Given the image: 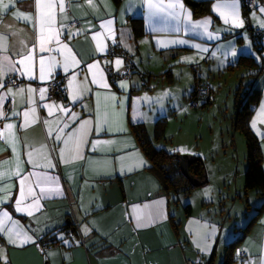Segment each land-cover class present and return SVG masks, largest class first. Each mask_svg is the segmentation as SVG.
Returning <instances> with one entry per match:
<instances>
[{
    "label": "crops",
    "instance_id": "1",
    "mask_svg": "<svg viewBox=\"0 0 264 264\" xmlns=\"http://www.w3.org/2000/svg\"><path fill=\"white\" fill-rule=\"evenodd\" d=\"M149 2L183 4V9H150ZM254 2L246 21L242 0H63L65 11L57 7L44 51L38 21L16 18L36 17L35 0L13 4L0 23V58L19 61L30 50L33 59L25 62L27 75L0 77L6 81L0 88V172L9 173L0 178V264H185L187 259L220 264L238 238L232 247L236 264H264V208L243 233L247 221L230 217L237 200L229 213L220 200L225 189L229 196L231 182L239 196L244 177L237 181L233 169L223 171L217 203L212 190L203 188L208 179L183 200L182 192L165 187L151 169L132 130L144 125V95L138 94L140 104L132 112L143 79L155 77L190 100L198 83L213 93L204 77L215 81L225 71L251 70L253 85L245 96L258 92L249 126L259 141L264 173V35L252 42L246 29L247 23L264 24V0ZM233 3L238 7L229 6ZM172 11L176 15H169ZM237 12L240 27L233 23ZM206 20V29L197 24ZM71 21L76 24L69 29ZM126 57L132 68L123 77ZM53 74H60L64 94L50 98ZM10 78L18 83H8ZM41 89H46L43 98ZM155 105L153 100L149 116L165 117ZM6 124L13 127L5 129ZM251 190L257 207L264 195ZM17 200L25 211H16ZM66 225L74 227L71 236L59 230ZM226 225L231 227L225 234ZM48 241L50 247L40 251L38 244Z\"/></svg>",
    "mask_w": 264,
    "mask_h": 264
},
{
    "label": "rangeland",
    "instance_id": "2",
    "mask_svg": "<svg viewBox=\"0 0 264 264\" xmlns=\"http://www.w3.org/2000/svg\"><path fill=\"white\" fill-rule=\"evenodd\" d=\"M153 67L154 65H152ZM150 72L159 77L158 73ZM250 72L251 70L225 71L221 77L215 78V81L211 78L209 80L205 77L202 78L203 82L205 80L212 82L211 97L213 100L197 109L189 108L190 100L183 98L175 86L168 85L167 88H163L157 83L158 80L155 77L150 78L149 88H140L136 91L135 98L132 99V112H136L135 108L140 104L137 99L138 94L148 98L145 100L143 96L141 100V104L145 105L143 122L147 135L153 139L154 144H159L158 147H164L166 151L172 149L179 154H186L190 157L199 156L202 159L208 179L203 188L212 190L213 195L210 197H213L214 203H217L219 199L217 197H219L218 192L221 189L223 171L230 169V172L233 169V177H237V181H243L245 139L240 130H235L230 123L235 117L236 107L245 98L246 91L253 85ZM241 81L242 84H240ZM146 91H148V95H146ZM235 94L239 97H236ZM153 100L156 104L155 108L159 109L161 115L164 114L166 119L165 135L159 139H156L154 132L158 120L155 116H149V107ZM229 188L231 190L229 196H225L227 189L220 194V200L224 203L222 205H225V211L229 213L232 200H237L230 217L246 223L256 211L254 190H250L246 194L241 189V191H237L239 196L236 197L233 182L230 183ZM189 191L181 193L180 198L184 200ZM246 202L249 207L246 206ZM234 215L237 217L234 218Z\"/></svg>",
    "mask_w": 264,
    "mask_h": 264
},
{
    "label": "trees",
    "instance_id": "3",
    "mask_svg": "<svg viewBox=\"0 0 264 264\" xmlns=\"http://www.w3.org/2000/svg\"><path fill=\"white\" fill-rule=\"evenodd\" d=\"M56 76L61 78L60 74H56ZM116 76L118 75L116 74ZM149 78L142 80L139 89L149 88L148 85ZM194 93H195L194 89H192L190 98L193 97ZM254 95H258V92L251 94L249 93V95H246L244 100L241 101L240 104L236 107V112L234 113L235 117L233 118L232 123H233V128L235 130L236 129L240 130V132L243 134L245 139L246 168L244 173V190L248 191L251 189H255L258 191L259 194L264 195V173L261 164V151H260L259 141L256 138V136L253 134L249 126V116L253 112V109L256 104V98ZM197 99L200 107L204 104H208L211 102L209 99L205 98V95L203 94L198 96ZM165 120H166L165 117H163V118H159L158 121L156 122L155 131H154L156 135V139H159L162 135H164L165 123H166ZM132 130L136 135V138L138 140V143L142 151L151 162V169L156 173V175L159 177L160 181L163 183L165 187L167 186L172 187L176 191L182 193L189 191L190 189L193 188L179 171V160H178L179 153L174 151L169 152L163 148H157L153 144L152 140L148 137L146 128L141 123L134 124ZM189 170L190 173L195 178L202 179L205 173V166L203 164L202 159L200 157H197V159L193 161L192 164H190ZM248 205L249 204L246 202L247 207H249ZM263 208H264V200L259 206L256 207L255 213L247 221V224L242 229L243 233L250 226L254 218H256L260 214ZM184 210L187 213H189L190 205L186 203V205H184ZM66 226L71 227L74 231L73 226L71 225H66ZM240 239L241 238H238L237 240L232 241L227 246L226 252L224 254V258L220 264H236V258L233 255L232 247L238 242H240ZM48 243L50 244L51 242L48 241Z\"/></svg>",
    "mask_w": 264,
    "mask_h": 264
},
{
    "label": "snow or ice",
    "instance_id": "4",
    "mask_svg": "<svg viewBox=\"0 0 264 264\" xmlns=\"http://www.w3.org/2000/svg\"><path fill=\"white\" fill-rule=\"evenodd\" d=\"M20 0H8L7 3L3 2V0H0V23H2V17L4 14H6V12L13 6L14 3H19ZM92 0H88V3L91 4ZM149 8L150 9H157L160 11H164L167 9H172L175 10L176 8H180L183 9V4H168V5H164L162 3H151L149 2ZM230 7H232L233 9L237 8L238 5L233 3L231 5H229ZM30 7V6H29ZM58 7V10L60 13H64L65 11V4L63 3V0H35V8L37 11V15L36 17L33 16H21V15H17V19H23L24 21H32L33 19H35L36 21H38L39 23V48L40 51H44L45 50V44H47L51 39L52 36L50 35V30H51V24L55 18L56 15V9ZM262 11H264V9H262ZM169 15H176V13L174 11L169 12ZM191 14L188 13L186 15L185 18H187V16H190ZM238 12L236 13L237 19L233 21V23L236 24L237 27L242 26L243 21H240L238 19ZM109 24L111 23V21L108 22ZM207 23H209V21H205L203 24H201L200 22H197V24L200 27H204L206 29V25ZM47 26V27H46ZM262 27H264V24L261 25ZM46 31L49 34H46ZM179 43H185V41H179ZM197 47H199L197 45ZM103 49H101L102 51ZM3 51L7 52V46L4 45L3 47ZM17 55H21L20 53H17ZM233 55H235V53H233ZM33 59V54L32 52L29 50L27 52V54L21 55V59L19 61H13L11 59H9V57L7 55H3L2 58H0V77H3L6 72L7 73H14V72H21V75H27L28 71H30L29 66L25 63L26 61H31ZM262 60H264V57H261ZM121 63V61L118 59L116 61V64L119 65ZM17 64H20L23 66V68L25 69L24 71L21 70V68L17 67ZM49 72L51 71V67H49ZM65 71H67V69H65ZM39 72H40V79L41 80H45L46 76H45V66H44V59L43 57L40 58V67H39ZM6 83L5 79L0 78V88L4 87V84ZM22 91V90H21ZM29 92L32 91V89L28 90ZM41 96L43 98L44 93L46 92V89H41ZM12 94V89L9 88L8 89V95ZM4 97L0 96V100H3ZM73 100H76L77 97L76 95L72 96ZM46 107H54V105H46ZM25 116L27 117V113H25ZM85 124H87L88 122L85 121ZM27 126V125H25ZM13 126L11 124H6L4 125L5 129H10ZM57 139H59V137H57ZM29 156H31V153H29ZM18 174V173H16ZM9 175V173H4V172H0V178H3L4 176ZM21 184H23V180L21 181ZM21 195L23 196V188H21ZM3 199H7V196H5ZM17 204V208L16 211H25L24 208L20 207L21 204V200H17L16 201ZM29 214H31L29 212ZM4 217L7 219L8 218V213H4ZM2 223V222H0ZM230 225H226L223 226L224 228V232L225 234L227 233L228 229L230 228ZM87 231V229H86ZM215 231V229H214ZM9 232H11V229H9ZM30 239V238H29ZM27 242V241H25ZM208 250V246L206 245L204 249H202V251H207Z\"/></svg>",
    "mask_w": 264,
    "mask_h": 264
},
{
    "label": "built area",
    "instance_id": "5",
    "mask_svg": "<svg viewBox=\"0 0 264 264\" xmlns=\"http://www.w3.org/2000/svg\"><path fill=\"white\" fill-rule=\"evenodd\" d=\"M255 6V2L254 0H242V8H243V12H244V16H245V20L247 21V13L248 10L254 8ZM76 24V21H71L67 24V28H72L74 25ZM248 27H246L247 29V33L248 36L250 37V39L252 40V42H257L259 40V38L264 35V27H260V26H253L249 23ZM113 48V46H111ZM110 47V51H112V48ZM117 54H124V52L122 50H119L116 52ZM125 68L123 71V77H128L130 76V72H131V63H130V59L129 57L125 58ZM8 83L15 85L18 83V81L16 79L10 78L8 80ZM194 95L193 97L190 98V103H189V108L190 109H197L200 107L199 102H198V96L200 95H205V98L209 99L211 101V90L209 87H205L204 85H200L199 83L195 86L194 88ZM64 94V89L62 87L61 84V78L57 77L56 74H53L52 78L50 79L49 82V97L50 98H55L58 95H63ZM7 109H11L12 108V101L10 100L7 105H6ZM60 231L64 232L67 236H71L72 235V231L73 229L71 227L68 226H63L61 228H59ZM50 247V244L48 242L45 243H39L38 244V249L40 251H44L47 248ZM4 264H9L8 262L4 263ZM185 264H202L201 262H192L191 260L187 259Z\"/></svg>",
    "mask_w": 264,
    "mask_h": 264
},
{
    "label": "water",
    "instance_id": "6",
    "mask_svg": "<svg viewBox=\"0 0 264 264\" xmlns=\"http://www.w3.org/2000/svg\"><path fill=\"white\" fill-rule=\"evenodd\" d=\"M189 3L193 4L191 1H189ZM196 159L197 157H190L186 154H178L179 171L181 172L182 176L190 183L192 187L201 186L207 182L206 173H204L202 179H197L190 173L189 170L190 164H192L193 161H195Z\"/></svg>",
    "mask_w": 264,
    "mask_h": 264
}]
</instances>
